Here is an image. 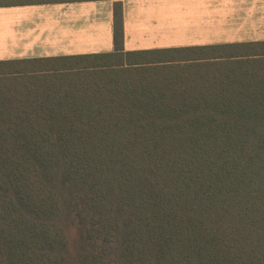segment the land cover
I'll use <instances>...</instances> for the list:
<instances>
[{"label":"trees","instance_id":"trees-1","mask_svg":"<svg viewBox=\"0 0 264 264\" xmlns=\"http://www.w3.org/2000/svg\"><path fill=\"white\" fill-rule=\"evenodd\" d=\"M114 32L0 61V264H264V41Z\"/></svg>","mask_w":264,"mask_h":264},{"label":"crops","instance_id":"crops-1","mask_svg":"<svg viewBox=\"0 0 264 264\" xmlns=\"http://www.w3.org/2000/svg\"><path fill=\"white\" fill-rule=\"evenodd\" d=\"M118 0H5L0 61L116 51ZM125 52L264 41V0H121Z\"/></svg>","mask_w":264,"mask_h":264}]
</instances>
